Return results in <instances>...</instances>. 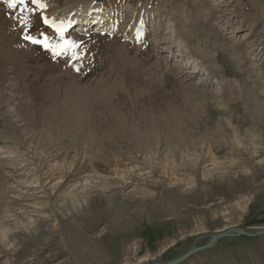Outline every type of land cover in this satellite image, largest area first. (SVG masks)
Returning <instances> with one entry per match:
<instances>
[{
    "label": "rangeland",
    "instance_id": "374dc122",
    "mask_svg": "<svg viewBox=\"0 0 264 264\" xmlns=\"http://www.w3.org/2000/svg\"><path fill=\"white\" fill-rule=\"evenodd\" d=\"M120 1L121 3L124 1L129 5L132 4V9L136 0H118L117 2ZM144 1L148 0H139V3ZM152 1L158 3V8H160L158 11L162 13L159 17L161 27L155 24L151 28L147 38L150 41L149 46L145 50H135L131 47V50L127 51V55H124L119 46L121 41L118 39L93 38L98 42L96 45L85 43L86 49L81 47L84 50L85 58L76 62V65L80 68L79 72L73 71L65 59L54 61L47 52H41L37 49L31 51L22 49L24 48L23 45L20 43V47L18 44L20 37L23 35L22 30L18 29L17 22L12 18L8 20L4 16L2 9H4V12H8V10L0 5V175L3 179L1 181L3 184L0 183V185L1 188L6 189V197L16 199L18 193H21L20 188L15 187L17 186L16 182L23 183L22 190L26 188L25 186H28L27 182L31 177L30 164L36 159L34 151L32 149L28 151L27 146L23 147L25 144L21 145L20 142L27 141L38 151H44L43 146L37 140L41 139L44 130L43 125L50 122L51 116L54 115V121L61 120L62 117L59 115L62 111H67L65 107L60 109L61 106L58 105L59 110L56 106L62 102V98L64 104L66 99L71 96L80 95L81 92H86V95H89V92L98 93L103 88H110L109 92H113L114 99L107 97L109 93H104L103 95L106 94V97L102 96L103 99L95 100L93 105L90 106L91 109H87L84 113L85 116L91 111L89 117H99L118 109L130 113L135 111L139 116L124 120V132L113 139L105 141L107 146L113 147V152L130 150L137 146L139 143V140H136L137 136L142 134L143 129L148 126L143 121L148 120L150 117L144 114L156 113L162 116L163 112H171L177 108L182 110V115L169 120V123H167V120H162L151 124V130L158 131V134L162 137V140L159 139L158 145H161L160 142L163 144L164 134L162 131L168 129L164 124H169L183 136L200 132V136H204L205 134L209 135L211 129H216L218 121L226 116L231 121L233 129L238 128V137L241 139V147L238 149L241 155L235 154L234 156L231 152L232 149L235 150L237 147H231L232 149L221 147L219 150V147L213 146L212 143L210 149L216 155L214 161L221 165V170L211 172L213 176L207 179L199 176L197 184L191 188L182 187L180 184L168 185L163 189L162 195L160 194L157 197H136L135 201L126 200L128 204L125 200L113 202L108 206L104 205L89 212H79V215H74L77 214L76 212L72 213L59 208V204L56 203L58 210L49 213L51 216L47 222L48 228H51L48 230L43 228V231H37V233L23 237L19 245L9 250L0 245V264H151L155 261H167L181 257L194 244L196 246L205 245L209 241L207 238L209 235L219 233L224 229L242 228L252 230L264 228V132H262L264 131V123L261 125L253 121L251 107L254 104L250 105V103L258 100V98L255 99V94L260 98V101L264 98V67L260 66L264 60V49L261 52L258 51L260 56L256 60H253L254 56L250 57L254 62L250 61L244 64L240 61L239 55L241 54L227 49L228 45L222 46L221 43L216 41L217 35L214 38L216 31L220 30L231 44L237 45V43L240 44L245 41V34L247 33L245 31L238 33L237 29L234 28L242 23L240 21L241 17L246 14L251 19L249 22L254 24L255 22H252L254 18L251 17L261 8L260 5L264 4V0H238V5H235L233 0H228L231 3V8L233 6L235 7L233 9L239 8V13L237 17H233V25L230 28L218 14L214 15L215 12H207L203 6L200 7L201 9L191 7L192 10H190L188 7L186 8L185 5L187 6L190 0H187V2L186 0ZM222 1L207 0L210 4L218 5L219 3V6H221ZM183 6L189 12L185 19L176 17L177 14L180 16L181 11L183 12ZM222 8L227 7H224L223 4ZM205 14L209 16L206 17ZM148 18H150L149 22L156 21L154 13L149 14ZM256 18L261 20L258 16ZM175 19H178L180 24H183V21L189 23L194 19L193 24L186 22V26H182V32L185 33L188 39V45L184 47L172 43L171 48L168 49L169 52L166 53L169 43L171 44L172 36H174L173 30L176 31ZM209 19L213 20L212 23L217 29L211 30ZM34 23L36 24L35 18ZM32 29L37 31L36 27ZM161 29H163L164 35L162 32V34L160 33ZM212 31L215 32L214 35H211ZM154 33L158 36L157 38L152 37ZM72 39L75 40V37ZM157 41L160 44L156 46ZM190 50L198 55V59L189 53ZM156 51H158L157 58H159L160 64L162 60L167 59L168 69L173 68V70H176L177 76L175 79L166 78L163 75L162 71L165 69L162 66L164 65L159 66L156 57H154L155 54L153 55V52ZM205 53L212 58L211 66L217 70L215 78L207 77L204 67L200 66ZM18 54L22 55V63L19 59H14L15 63H13V58ZM120 54L124 55L126 59L119 61L117 58ZM6 55L12 57L10 59L13 61L5 65ZM13 64L15 69H12ZM179 64L186 68L184 72H179L178 67H176ZM135 65L138 68L131 67ZM132 69H142V75L145 77L152 75L155 83L162 84L163 88L160 87L156 91L153 83L149 86L139 85L138 79H136V84H131L130 80H133V77L136 76H131L130 80L120 83L121 86L117 88L118 85L115 86V84L125 77L126 80L128 77L127 71ZM12 72L16 75H13ZM66 72L69 74H65ZM72 78L74 81H72ZM180 80L184 81L185 85L187 84L186 86L191 85L181 93L177 82ZM9 83L20 88L12 92L13 88H8ZM19 90H21V93H19ZM252 91L253 93H251ZM242 92L246 95L251 93V100L243 96ZM51 96L56 97L51 98ZM94 96H98V94H91V97ZM190 97L193 99V101H190L192 103L189 102ZM58 99L61 101L59 102ZM109 99L112 100L110 104ZM193 106L198 108L199 111L192 110ZM177 112H171V114L176 115ZM24 113L27 116H19V114ZM65 113L67 115L63 116V120L72 117L69 111ZM25 126L27 127L25 128ZM198 126L201 130L198 129ZM14 129L20 130L24 139H20L18 142ZM78 129H72L57 135V143L61 151L72 150L71 145L76 139L75 132ZM7 138L11 140H7ZM248 140L251 142H248ZM250 143L254 145L250 146ZM49 146L51 145L49 144ZM197 147L198 145L189 147L190 152ZM84 151L87 156H92L87 147L84 148ZM129 152H132V149ZM226 154L227 156H224ZM11 161H14L15 166L21 165L15 173ZM230 161L241 162L240 164L246 163L244 165H247L248 162L250 165L248 164L246 169H240L236 165L228 169L227 163ZM222 162H224V165ZM7 185L8 187L14 186L12 188H16V192L7 188ZM24 192H27V190H24ZM25 194L30 196L32 193ZM153 198L155 199L153 200ZM28 199L32 200L30 197ZM123 212H128V215ZM120 219L121 221H119ZM51 224L57 227L55 226L52 229ZM81 229L84 231L83 235H81L82 232L79 234ZM49 241H52L53 243H51L55 245H53V249L51 248L48 251L46 247L52 245ZM181 264H264V236L258 238L244 236L223 238L209 250L190 255Z\"/></svg>",
    "mask_w": 264,
    "mask_h": 264
},
{
    "label": "bare ground",
    "instance_id": "6f19581e",
    "mask_svg": "<svg viewBox=\"0 0 264 264\" xmlns=\"http://www.w3.org/2000/svg\"><path fill=\"white\" fill-rule=\"evenodd\" d=\"M116 1L117 0H104L103 3L98 4V7L102 5V6H105L106 8L110 7V9H115L118 5L116 4ZM149 1L150 0L146 1L147 3L145 2L139 3V0H136L135 4L133 3L134 6L132 9H131L132 4L129 5L127 3H124L123 5L120 6L121 10H119V12L120 14H123L124 17L127 15L126 12L129 7H130L129 9H131L130 11L131 15L138 14L141 11L144 12L142 15V18L139 19L138 22L133 24V28L131 29L130 36H132V34L134 33L138 25L141 26L142 29L145 31L146 21L150 20V18H148V15L151 13H154L155 19L157 20L155 24L161 27L159 17L162 15V13L160 11H157L154 6H151ZM196 1L194 2L193 0H190L191 5L189 3L187 6L185 5V7L186 8L188 7L190 10H192L191 7L195 9H201L200 7L203 6L205 7L207 12H212V13L215 12L214 15L218 14V16L222 18V20L224 19L227 25L229 26V28L231 27V25H233L232 23L233 17H237V14L239 13V8L233 9L234 6L231 8V3H229L228 0H223L221 2V6H219V3L218 5L214 3L210 4L209 2H207V0H203L204 2L200 0L197 2ZM233 1L235 5L236 4L238 5V0H233ZM94 3H95V0H47V5L49 8L46 14L49 16V18H54L55 22H57L58 20L65 19V17H68L69 14H71L72 12H74L75 14L72 16V18H75L78 15L76 13L77 9L84 8V10H86L84 13L87 14L89 7L94 5ZM180 4L184 5L182 2H180ZM223 4H224V7H227V8L223 9L222 8ZM185 7L183 6V12L181 11L180 16H178L177 14L176 17L183 18V19L187 17L189 12H187ZM260 7L261 8L258 9L254 13V15L251 17L252 19L254 18V20L252 21V22H255L254 24H251V22H249V20L251 19H249L248 15L246 14L244 15V17L240 16L241 17L240 21L242 23L238 25V27L234 28V29H237L238 33L241 31L243 32L245 31L247 33L245 34L246 39L242 43L240 44L237 43V45L229 43V40L223 36L220 30H217L216 34L213 31H212V34L210 33L211 35L215 34L214 38L217 35L218 38L216 39V41L221 43L222 46L228 45L227 49L233 50L237 54L238 53L241 54L239 55L240 61L243 62L244 64L250 61L254 62L253 60H256L260 56V53H258V51L260 50L261 52L264 49V22H263L264 21V4L260 5ZM159 9L160 8H158V10ZM145 12H147V15H144ZM207 14H205V16ZM257 16L261 20H258L256 18ZM87 18H88V15H85L83 16L82 20L87 21ZM212 19H209L211 30L217 29L212 23L213 22ZM193 20L194 19H192L189 23L187 21H183V24H180V21L178 19L174 20L176 31L173 30L174 36H172L173 38L171 39V44L169 43V47L167 48L166 53H168V49L171 48L172 43L173 44L175 43L176 46L178 45V46L186 47L188 45V39L186 38L185 33L182 32V26H186V22L188 24H191V23L193 24L192 22ZM126 23H127L126 26H127V32H128L131 28L132 23L130 21ZM163 29H161L160 33L162 32ZM259 30H261V32H259ZM202 33H203V30H202ZM47 35H50V34L47 33ZM74 37L76 38L77 36H74ZM152 37L157 38L158 36L156 35V33H154ZM122 38L125 39L126 35H123ZM157 40L159 41L160 39H157ZM158 41H157L156 46L160 44V42ZM119 46H120L122 53L124 55H127L128 53L126 50L127 44L124 41H122V43ZM157 53L158 51L153 52V55L155 54L154 57H156V62L159 66H161V64L164 65L162 66V68L165 69L164 71H162L163 75L166 78L175 79V77L177 76L176 70H173V68L168 69L167 59L162 60L160 64L159 58H157L158 56ZM189 53H191L193 57L198 59V55L194 53L192 50H190ZM124 55L120 54V56L117 59H119V61L126 59ZM252 56L255 57L253 60L250 58ZM21 57L22 55L18 54L16 55L15 58H13V60L19 59L22 63ZM10 58L12 57H10L9 55L5 56V59H6L4 63L5 65L8 62H9L8 64L12 63L13 60ZM138 59L144 60L142 58H138ZM201 61L202 63L200 66L202 68L204 67V71L207 73V77L215 78L217 74V70L211 66L212 58L205 53V56L201 59ZM13 63H15V60ZM260 66L264 67V60L262 61ZM131 67L138 68L137 65L131 66ZM176 67H178V70L180 73L186 70V68H183L181 64H179V66H176ZM12 69H15V65ZM142 72H143L142 69L141 70H136V69L128 70L127 79L125 80L126 78L125 77L124 79L119 80L118 83L115 84V86L118 85L117 86L118 88L119 86H121L120 83H124L127 80H130L131 76H136V77H133V80H130L131 84H136L137 83L136 79H138L139 85L141 84V85L149 86L153 83L154 90L156 91L158 90V88L162 87V84L155 83V79L154 77H152V75L151 76L148 75L147 77H145L144 75H142ZM67 73L68 72H66L65 74ZM125 73H126V70H125ZM13 75H16V73L15 74L13 73ZM72 77H75V76H72ZM22 81L20 82L23 83ZM72 81H74L73 78H72ZM177 82L179 83V86H180V93L181 91H184L185 89H187L188 86H191V85L186 86L187 84L185 85V82L181 80ZM205 83L206 82H204V84ZM8 88L10 89L13 88L12 92H15L20 87H17L15 84L9 83ZM109 90L110 88L109 89L103 88V90H100L98 93L89 92L90 93L89 95H86V92L85 93L81 92L80 95L71 96L68 99H66L64 104L62 103L64 102L63 101L64 99L61 97L62 104L60 103L61 105L60 104H57V105L55 104V105L61 106L60 109L65 107L67 111H69L70 114H72V117L68 120L66 119L63 120L64 119L63 116L67 115L65 113L67 111H62L61 113L62 115L58 113L60 114L59 116L62 117L61 120H58L56 118L57 121H54L53 119L54 115H53L51 116L53 121H51L52 120L51 119L50 122L43 125L44 130L42 132L41 139L37 141L39 142L40 145L43 146V149L45 152L43 150L38 151L37 148H35L34 146H31L27 141L20 142L21 145L25 144L23 147L27 146L28 151L30 149L34 151L36 155L35 157L36 159H34L30 164L31 177H30V180L27 182L28 186H25L26 188L22 190L21 187L23 186V183L20 184L19 182L18 183L16 182L17 186L15 187L17 189L20 188L19 190H21V193L20 192L18 193L16 199L6 197L7 195V194L5 195L6 189L4 190L3 189L4 187L1 188L2 187L1 185L3 184L1 183V181L3 179H2V175H0V183H1L0 185V245H3L9 250L13 248L14 246L19 245L23 237L30 236L34 233H37V231H41L43 228L47 230L51 228V227L48 228L47 226L48 225L47 222L51 216L49 215V213L51 214V212H56L58 210L56 207L57 204H59V208L64 209V210L66 209L68 211H71L72 213L76 212L77 214H74V215H79L78 214L79 212H85V211L89 212L93 209L100 208L104 205L108 206V204H111L113 202H119V201L122 202L124 200L125 201L126 200L135 201L137 199L136 197H141V196L157 197L160 194L162 195L163 189L165 187H168V185L175 186V185L180 184L182 187L185 186L187 188H191L193 185L197 184L198 182L197 180L199 179V176H202L203 178L207 179L213 176L212 175L213 173L211 172H214V171L218 172L219 170L222 169L221 165L217 164L216 163L217 161H214L216 155L213 152H211L210 146L212 143L214 144L213 146L216 145L217 147H219V150L221 147H230V148L237 147L235 150L231 148L232 149L231 152L233 153L234 156L235 154L241 155V152L238 149L239 147H241L240 146L241 139H239L238 133H237L238 128L233 129L231 121L227 119L226 116H223L224 118L218 121V123L216 122L217 123L216 129H213V130L211 129L209 131L210 134L209 135L205 134L204 136H200L201 132L196 133V134H191L190 136H187V135L183 136L182 134H180V132L179 133L176 132V129L169 126V124H164L167 126L166 128L168 129L162 131V133L164 134L163 144L160 142L161 145H158L159 139H161L162 137L160 136V134H158V131H155L153 129L151 130L152 128L151 124L154 122L157 123L158 121H162V120H167V123H169L170 122L169 120L176 118V116L182 115L183 114V112H181L182 110L177 109V108L171 111V112L178 111L176 115L171 114V112H163L162 116L156 113L144 114L146 116L149 115L150 117L148 118V120L145 119L146 121H143L148 126L146 129L145 128L143 129L142 134L137 136L136 140H139V143L137 144V146H134L133 148H131L132 152H129L131 149L113 152L112 150L113 147L111 148L110 146H107L105 144L106 143L105 141L107 139H113L119 136L120 133L124 132L123 131L124 120H129L130 117L133 118L135 116H138L137 115L138 113L135 111H133V113L123 112L122 110L118 109L116 111L112 110V112L110 111L109 113H105L104 115L99 116V117H92V116L89 117L88 115L90 114L91 111L89 112V114L87 113L88 114L87 116H85L84 113L87 111V109L90 108V106L93 105L95 100L97 99L101 100L102 96L106 97V94L103 95L104 93H109L110 96L108 94L107 97L110 99H112L115 96V95L113 96L112 94L113 92L111 93L109 92ZM19 93H21V90H19ZM251 93H253V91ZM251 93L246 95L244 92H242L241 94H243V96H246L247 99L251 100V97H252ZM91 94H98V96H101V97H98V96L91 97ZM55 97L51 96V98H55ZM256 98H258L256 102L250 103V105L254 104L251 107V110H252L251 112H252L253 119H254L253 121L256 122V124L262 125V123H264V118H263L264 117V98L262 99V101H260L259 100L260 98L257 97V94H255V99ZM110 99H109V104L112 102V100ZM58 100L59 102L61 101L60 99ZM190 101H193L192 97H190L189 102ZM51 103H54V102H51ZM46 105H49V104H46ZM53 106L54 105L52 104V107ZM59 106H58V109H59ZM55 109L57 108L55 107ZM192 110H194L195 112L199 111V109L194 106L192 107ZM19 116L25 117L27 116V114L25 113L19 114ZM139 120H142V119H139ZM26 127L27 126H25V128ZM76 128H79V129L77 130L78 132L77 131L75 132L76 139L74 142H72L73 143V145H71L72 150L71 151H61L57 143V140H58L57 135L62 134V132H67V131H70ZM198 129L201 130L200 127ZM14 130L18 137V139H16L18 142L20 139H24L23 133H21L20 130L19 131L16 129ZM79 132H81L83 135ZM73 136L74 134L72 135V137ZM81 138H82V141H81ZM8 139L11 140L10 138H7V140ZM248 142H251V141L248 140ZM49 144L51 146H49ZM82 145L84 147H81ZM193 145L194 146L198 145V147L194 151L192 150L190 152V148ZM251 145H254V144L250 143V146ZM85 147L88 148V151L92 154V156H87V154L84 153ZM255 151L257 152V150ZM163 154L165 155L163 156ZM193 156L194 158H192ZM224 156H227V154ZM26 157L28 156L26 155ZM248 162H247V165L249 164ZM222 163L224 165V162ZM240 163L241 162L236 163V162L230 161L227 163L228 169H230L231 167H234L233 165L240 167V169H246L247 165H244L246 163L244 164L243 163L240 164ZM14 164L15 163L13 161L11 165L13 166V169H15V171H13L15 173L16 171L19 170L18 168L21 165L15 166ZM189 168H191L192 170L190 171ZM12 187H8L7 185V188L16 192V188H12ZM24 190H27V192H24ZM29 192L32 194L30 196H27V194L25 193H29ZM28 197H30V199L32 200H29ZM154 199L155 198H153V200ZM123 213L125 214L126 212H123ZM126 214L128 215V212ZM121 219L123 221L122 217ZM121 219L119 221H121ZM51 225H52V229L55 228L56 226L53 224ZM220 232H223V231H220ZM83 233L84 231L81 229L79 234L83 235ZM51 242L52 241H49L50 244L53 243ZM53 245L55 244H52L46 247V249H48L49 251V249L54 247ZM55 260L57 259L55 258Z\"/></svg>",
    "mask_w": 264,
    "mask_h": 264
},
{
    "label": "snow or ice",
    "instance_id": "6c2138e0",
    "mask_svg": "<svg viewBox=\"0 0 264 264\" xmlns=\"http://www.w3.org/2000/svg\"><path fill=\"white\" fill-rule=\"evenodd\" d=\"M7 10L13 13L11 18L17 22L22 30L21 39L35 46H39L41 50L47 52L52 59H65L69 67L73 71H80L76 67V62L83 60L84 50L81 48V42L66 38L65 33L68 32L70 25L67 23H54L44 15L47 8V0H0ZM38 17L39 22L45 28L55 33L53 36L45 34L43 30L37 29L38 37L31 34L34 18ZM137 40L140 39V33L136 34ZM79 50V51H77Z\"/></svg>",
    "mask_w": 264,
    "mask_h": 264
},
{
    "label": "water",
    "instance_id": "95a60500",
    "mask_svg": "<svg viewBox=\"0 0 264 264\" xmlns=\"http://www.w3.org/2000/svg\"><path fill=\"white\" fill-rule=\"evenodd\" d=\"M102 0H96V2H101ZM248 237V238H258L264 236V228L262 229H242V228H229L223 230V232H219L213 235H209L207 238L209 239L208 243L203 246H196L194 244L192 248L187 251L185 254L181 255V257L170 259L167 261H156L151 264H181L186 258L190 255H195L197 252H202L208 250L213 247L219 240H223V238H238V237Z\"/></svg>",
    "mask_w": 264,
    "mask_h": 264
}]
</instances>
